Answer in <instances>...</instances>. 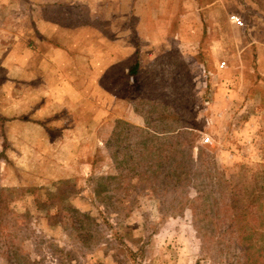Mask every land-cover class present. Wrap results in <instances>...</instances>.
I'll list each match as a JSON object with an SVG mask.
<instances>
[{"label":"rangeland","instance_id":"1","mask_svg":"<svg viewBox=\"0 0 264 264\" xmlns=\"http://www.w3.org/2000/svg\"><path fill=\"white\" fill-rule=\"evenodd\" d=\"M0 264H264V0H0Z\"/></svg>","mask_w":264,"mask_h":264},{"label":"built area","instance_id":"2","mask_svg":"<svg viewBox=\"0 0 264 264\" xmlns=\"http://www.w3.org/2000/svg\"><path fill=\"white\" fill-rule=\"evenodd\" d=\"M228 20L230 22H232L233 24L237 25V26H241L243 24L242 20L238 16H236L234 14H230L228 16ZM223 65H224V62L221 61L219 63V67H222ZM200 141L201 142H207L208 141V137L207 136H204V137L200 136Z\"/></svg>","mask_w":264,"mask_h":264},{"label":"trees","instance_id":"3","mask_svg":"<svg viewBox=\"0 0 264 264\" xmlns=\"http://www.w3.org/2000/svg\"><path fill=\"white\" fill-rule=\"evenodd\" d=\"M137 62L136 61H134L131 65H130V67L128 68V71H129V74H134V72L136 71V69H137Z\"/></svg>","mask_w":264,"mask_h":264}]
</instances>
